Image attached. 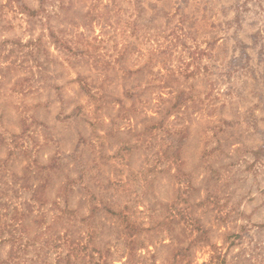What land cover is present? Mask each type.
I'll return each mask as SVG.
<instances>
[{
    "label": "rangeland",
    "instance_id": "rangeland-1",
    "mask_svg": "<svg viewBox=\"0 0 264 264\" xmlns=\"http://www.w3.org/2000/svg\"><path fill=\"white\" fill-rule=\"evenodd\" d=\"M15 6L0 223L18 210L36 240L17 263L264 264V0H47L35 27Z\"/></svg>",
    "mask_w": 264,
    "mask_h": 264
},
{
    "label": "trees",
    "instance_id": "trees-1",
    "mask_svg": "<svg viewBox=\"0 0 264 264\" xmlns=\"http://www.w3.org/2000/svg\"><path fill=\"white\" fill-rule=\"evenodd\" d=\"M17 3V6L14 7L15 10L18 11V13L24 14L27 17H29V24L32 27H35L37 23L41 24L42 26H45L44 23V18H45V7L44 4L47 3V0H38L39 3V7L38 9H30L28 8L22 1L20 0H14ZM241 16H239L237 14V19H239ZM258 17L264 22V10H261L260 13H258ZM39 18V19H38ZM34 20V21H33ZM38 20V21H37ZM229 25V24H228ZM48 30V38L50 39V41L54 44V45H58V47L60 48H66L68 50H72V48L70 46H67V41L64 39L63 36V31L62 30H58V31H53L51 29V27L47 28ZM59 34V36L57 35ZM262 39L264 40V30L262 29V31H260V33L258 34V36L256 37V39ZM41 38L40 39H35L34 41H32L31 46L35 47V49L37 51H39V45L41 44ZM168 48H171V44L167 45ZM161 54V53H160ZM194 57H196V55H194ZM36 202L39 201V197L35 198ZM41 205H43V203H41ZM15 216L13 217L14 221L11 222H17L18 223L15 226L12 225H7L5 222L0 223V242H4V241H8L10 242V249L8 251L7 254V259L4 261H1L0 264H19L17 263L16 259L17 258H22L23 255L26 254V252L28 251L29 248L33 247L36 243L35 238L32 237H28V231L27 228L25 226V224L21 223V218L23 217L22 215H20V212L18 210H15ZM2 215L0 214V217ZM34 224L38 223V220H34L33 221ZM11 228V229H10ZM126 229L129 231L131 230H135V228L133 227V225H126ZM8 234V237L6 239H3V234L6 233ZM53 242L52 240L50 241V239H45L44 241H42L41 243V247L40 248H44L46 246L48 247V250H53L52 245H50ZM52 244H57V243H52ZM39 249V248H38ZM38 249H33V250H38ZM73 250V249H72Z\"/></svg>",
    "mask_w": 264,
    "mask_h": 264
}]
</instances>
